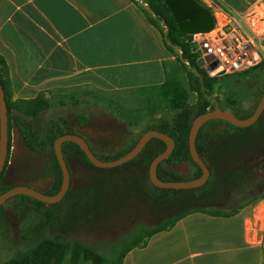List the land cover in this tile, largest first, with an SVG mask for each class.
Instances as JSON below:
<instances>
[{"label":"rangeland","instance_id":"1","mask_svg":"<svg viewBox=\"0 0 264 264\" xmlns=\"http://www.w3.org/2000/svg\"><path fill=\"white\" fill-rule=\"evenodd\" d=\"M159 23L164 22L159 20ZM163 26L166 32L165 24ZM185 64L188 65V61H185ZM168 68H171L169 77L181 80L189 89V105L193 108L197 107L200 95L191 88L189 69L178 56L172 65H168ZM256 87L261 88L258 94L254 92ZM159 91L160 88L115 91L103 89L96 84L66 88L62 91L63 95L47 96L52 101V107L33 119L32 124L41 137L46 138L51 121L62 122L65 119L78 134L87 139L99 158L113 159L118 151L127 149L151 125L175 120V113L170 110L167 102L161 99ZM263 91L264 74L256 69L248 72L246 69L225 74L214 91L205 96L210 99L211 106L218 105L221 108L233 110L238 116H243L249 112L254 102H258ZM228 96L239 98V103H231ZM259 124L261 128L251 125L252 127L248 126L249 129L244 127L247 130L243 132L228 135L229 137L220 147V150L222 149L220 153L224 159L231 156L232 152H234L232 155L241 154L242 157H245L243 153H246V150L255 153L251 158L253 167L248 169L257 175L254 176L256 180L250 181L242 189L233 188L230 194L234 195L229 197L230 200L225 207H236L264 190V152H257L264 151V121H259L256 125ZM227 128H230L227 124L216 122L208 126L207 132L222 133ZM245 133L249 137L242 138ZM109 134L110 137H108ZM12 137L14 152L8 163L6 160L2 171V181L13 186L34 185V182L40 178L46 188L41 190L52 195L51 189L57 171L51 147L47 146L42 153L29 149L15 127ZM202 140L208 141V134H205ZM236 140H238L234 145L236 148L228 150L224 147L230 144L233 146L232 143ZM260 145L262 146L256 149ZM156 148V143L151 144L147 156H153ZM218 149L216 145H213L209 151H218ZM209 151L205 152L208 158H210ZM65 155L69 159L72 172L70 186L72 192L67 198L56 203L40 204L32 199L33 197L20 194L11 197L0 206V264L25 252L33 235L40 233L45 236H54L58 232L95 247L108 260L113 261L135 239L144 237L152 227L173 218L178 212L197 205L218 207L222 204L219 201L212 204L209 200L198 199L197 202L177 204L174 210L172 208L167 210L163 204L151 200V193L163 191L151 187L149 178L145 177L146 181L142 186H135L134 180H138L142 173L137 163L101 168L93 167L77 157L69 156L68 153ZM244 160L238 161L237 164ZM177 166L178 168L175 166L173 169L181 178L191 177L194 174L195 167L191 163L188 168V165L184 163ZM164 168L172 169L168 164H164ZM8 171H10L9 175H7ZM79 187H89L90 190L89 199L84 206H80L74 199V192ZM205 188L194 192L186 191L182 193V196L200 193ZM208 191L204 192L205 195L209 194ZM86 203L90 205L87 206ZM61 264L75 263L68 257Z\"/></svg>","mask_w":264,"mask_h":264},{"label":"crops","instance_id":"2","mask_svg":"<svg viewBox=\"0 0 264 264\" xmlns=\"http://www.w3.org/2000/svg\"><path fill=\"white\" fill-rule=\"evenodd\" d=\"M201 1L215 19L219 8L244 12L259 0ZM149 10L144 0H0V55L14 98L63 95L89 84L160 88L177 53ZM229 200L215 208L234 214L188 212L131 248L121 264H264V190L236 207H225Z\"/></svg>","mask_w":264,"mask_h":264},{"label":"trees","instance_id":"3","mask_svg":"<svg viewBox=\"0 0 264 264\" xmlns=\"http://www.w3.org/2000/svg\"><path fill=\"white\" fill-rule=\"evenodd\" d=\"M199 1L203 5H205L201 0ZM146 2L150 8V14L153 13L155 15L154 17H152V19L150 17L149 20H152L155 23H158V20L164 22L167 28L166 32L164 31L165 42L172 52L177 53L179 60L182 61L186 68L189 69V81L191 88L193 91L198 92V94L200 95V101L197 107H191L189 105V89L183 84L181 80L173 77L167 78L165 82L160 86L159 94L161 99L167 102V105L169 106L170 110L175 113V120L165 121L162 123L151 125L145 130V132L151 129H157L159 131L168 133L175 140V148L172 154L169 158L161 162L158 166V174L162 179L184 180L197 178L201 176L202 168L193 159L191 155L189 146L190 129L196 116L215 108L214 106H211L210 99L206 98L205 95L211 94L216 88V86L219 85L225 75H210L205 69H203L199 65L198 53L194 50L195 47L192 39L193 34H188L181 31L174 15L172 14L165 0H146ZM185 61H188L189 66L185 64ZM254 69L261 71V73L264 74V63L259 62L258 64L251 66L247 69V72ZM0 80L5 90L9 117V151L7 163L10 161L9 158L14 152V144L12 137V131L14 127L20 132L26 146L29 149L42 153L46 150L47 146H50L55 159V169L57 171L54 184L51 190L52 195L56 194L61 188L63 182V173L55 153V140L61 135L77 132L67 123V120L63 119V124L62 122L53 120L51 121L50 126L48 128L47 137H41L39 132L34 129L32 120L38 118L42 112L50 109L52 107V101L43 93L39 94L34 98H14L7 62L2 55H0ZM228 99L231 100V103L233 104H237L240 101L239 98H233L232 96H228ZM260 100L261 98L258 100L253 110L240 117L248 118L252 116ZM263 118L264 112L257 122H261ZM216 122H223L237 132H243L250 128L248 127L247 129H244V127L235 126L221 119H214L204 124L198 133L197 149L201 157L205 160V162L211 169V175L207 183L201 187L192 189H164L155 186L151 182V180H149L151 182V187L163 191L161 193L156 194L151 193V200H153L155 203L163 204L164 208H167V210L171 208L174 210L176 206H178L177 204H187L192 201L197 202L198 199H205L207 201L209 200L213 204L220 200L228 199L231 196L230 191L233 188L242 189L250 181L253 182L254 180H256L254 176L257 175H254V173L250 169L245 167L242 164L243 162L237 164L238 161L244 159L241 154L232 155L234 153L232 152L231 156H227V158L224 159V156L221 155V153H218V151H209L213 146V138L217 136L220 132L209 133L207 132V128L208 126H211ZM257 122L253 126L257 127ZM230 128L223 130L220 134H224L223 136H228ZM205 134H208V141L202 140V137ZM138 140L133 142L127 149L118 151V153L114 156L113 159H117L132 150ZM238 140L232 143L234 148H236V146L234 145L235 142H238ZM153 143L157 144L156 152L153 156L148 157V149ZM166 147L167 145L164 141L159 138H153L148 142L143 151L135 159L121 165L127 166L133 163H137L139 165L138 167L141 168L142 173L138 180H134L135 186H142L143 182L145 183L146 181L145 177L147 179H150V164L158 154L162 153L166 149ZM224 147H227L228 150L233 149L231 148V144L225 145ZM206 150L209 151L210 158L206 157ZM63 152L64 155L68 153L69 156L72 155L74 157H77L83 160L85 163H89L93 167H96L89 160L88 156L83 151L81 146L75 142H64ZM65 158L69 164V159L66 155ZM185 161H189L195 167V171L191 177L181 178L174 171L173 168L180 163H184ZM164 164H168V166L172 169L164 168ZM2 174L3 172L0 175V194H2L7 189L13 187L12 185H7L5 181H2ZM204 187H206L205 190L200 193L198 192L189 194L187 197L182 196V193H185L186 191L194 192L195 190H200ZM206 190H209V194L207 195H205L206 193H204ZM71 192L72 190L70 187L64 198H67L68 195L71 194ZM74 194V199L78 202V204L80 206H84V203L89 199V187H79V189L76 190ZM35 200L38 201L40 204L44 203L37 199ZM167 202H169L168 205ZM87 203L86 205L89 206L90 204ZM194 210L207 212L213 215L225 216L232 215L237 211L236 209L227 210L215 207H205L201 205L185 209L181 212H178L173 218H170L169 220L152 227L144 237L135 239L119 255V257L114 259L113 261L108 260V258L102 253H100V251H98L95 247H92L80 240L71 239L61 232L56 233L54 236H45L39 233L31 237V242L25 252L3 261L1 264H61L68 257L75 264H121L127 252L131 248L135 246L145 245L147 239L154 233L171 228L179 218H181L188 212Z\"/></svg>","mask_w":264,"mask_h":264},{"label":"water","instance_id":"4","mask_svg":"<svg viewBox=\"0 0 264 264\" xmlns=\"http://www.w3.org/2000/svg\"><path fill=\"white\" fill-rule=\"evenodd\" d=\"M174 15L179 28L184 33L195 34L199 32H207L214 26V15L212 11L204 6L199 0H165ZM195 50V48H194ZM264 112V92L261 100L255 109L252 116L241 118L233 111L219 107L218 105L207 112L201 113L195 117L189 134V146L193 159L202 168L201 176L193 179L184 180H164L158 174V166L172 154L175 148V140L171 135L157 129H151L143 133L136 145L125 155L113 159L102 160L92 150L87 139L77 133H67L61 135L55 140V153L59 164L62 168L63 182L60 190L53 195L44 193L35 185H15L2 194H0V206L13 196L24 194L33 197L45 203H56L61 201L66 195L71 185V171L63 152V143L67 141L75 142L81 146L83 151L88 156L89 160L98 167L110 168L122 165L135 159L145 148L148 142L153 138H159L167 145L166 149L158 154L150 164L149 177L151 182L160 188L164 189H192L203 186L207 183L211 175V169L201 157L197 149L198 133L201 127L207 122L214 119L227 121L238 127H248L256 123ZM9 151V117L8 107L5 96V90L0 80V175L4 169ZM184 164L188 165L189 161ZM188 168V166H187Z\"/></svg>","mask_w":264,"mask_h":264},{"label":"built area","instance_id":"5","mask_svg":"<svg viewBox=\"0 0 264 264\" xmlns=\"http://www.w3.org/2000/svg\"><path fill=\"white\" fill-rule=\"evenodd\" d=\"M193 44L199 65L210 75L264 63V0L244 12L217 9L212 29L193 34Z\"/></svg>","mask_w":264,"mask_h":264},{"label":"flooded vegetation","instance_id":"6","mask_svg":"<svg viewBox=\"0 0 264 264\" xmlns=\"http://www.w3.org/2000/svg\"><path fill=\"white\" fill-rule=\"evenodd\" d=\"M225 109V108H224ZM231 111H233V110H231ZM234 112V111H233ZM237 115V114H236ZM238 116V115H237ZM240 117V116H239ZM262 121H264V118H263V120ZM261 121V122H262ZM262 124V123H261ZM230 130V132H229V136H232L233 134H235V132H237V131H232V129L230 128L229 129ZM78 134V133H77ZM229 136H223V135H221L220 133L216 136V138L214 139V141L212 142L213 143V145L215 146L216 145V147L217 148H219L218 149V153H220V147H221V145L223 144V142H224V140H226ZM248 136V134H244L243 136H242V138L243 137H247ZM108 137H110V134H109V136ZM236 137H238V136H236ZM249 137V136H248ZM262 145H260V146H258V147H256V149L257 148H259V147H261ZM231 148H233V146L231 147ZM245 151V150H244ZM258 153H262V152H264L263 150H259V151H257ZM252 154H255V153H253V152H251V151H249V150H246V153L244 152L243 153V155H245V157H244V161H243V165L245 166V167H247V168H250V167H253L251 164H252V159L251 158H253L252 157ZM186 162V161H185ZM184 162V163H185ZM67 163H68V161H67ZM189 165H190V162H189V164H188V167H189ZM68 166H69V164H68ZM177 168H178V166H176ZM182 172L184 173V174H186L183 170H182ZM10 174V171H8L7 172V175H9ZM18 185V184H17ZM34 185L35 186H37L38 188H40V189H46L45 187H44V182L39 178V179H37V181L36 182H34ZM13 186V185H12ZM15 186V185H14Z\"/></svg>","mask_w":264,"mask_h":264}]
</instances>
